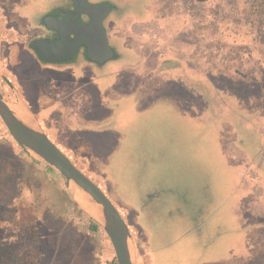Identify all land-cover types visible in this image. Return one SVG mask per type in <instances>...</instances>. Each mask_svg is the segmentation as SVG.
I'll use <instances>...</instances> for the list:
<instances>
[{
  "label": "rangeland",
  "instance_id": "374dc122",
  "mask_svg": "<svg viewBox=\"0 0 264 264\" xmlns=\"http://www.w3.org/2000/svg\"><path fill=\"white\" fill-rule=\"evenodd\" d=\"M136 1L140 2L125 5L136 8L145 2ZM150 1V13L158 14L171 0ZM67 4V0H0V71L13 88L0 78L6 97L21 104L18 98L26 96L48 137L84 171L90 168L89 175L114 203L119 202L118 209L132 237L135 264H230V259L241 264L236 263V253L248 256L246 264H264V225H257L258 220L253 219L264 218V192L251 193L253 201L249 202L246 190L259 192L261 183L264 186V169L260 170V165L264 168V74L255 75L261 84L240 83L236 91L241 95L235 97L238 99L235 105L240 106L237 110L252 114L245 121L252 125L238 133L242 147L236 142L235 133L228 136L230 123L241 112L209 110L204 114L197 110L200 107L197 99L195 106L188 108L178 98L181 91L175 85H165L146 95L138 90L139 84L146 82L153 63L159 61L155 58L173 55L188 59V51L166 50L165 43L148 45L142 36L129 33L130 24L147 18L129 17V22L123 21L126 16L118 19L125 12L122 7L120 11L124 12L114 14L116 24L112 26V34L123 47L117 60L97 64L78 56L74 62L55 65L42 60L31 40L42 36L46 24L43 19L48 13ZM239 6V14L250 10L243 0H239ZM233 15L228 13L222 21L228 24L227 30L239 33L231 41L251 44L252 39L244 35L247 26L244 22L233 25L232 22H238ZM158 29L161 34L155 38L164 40L166 29ZM144 30L136 28L138 32ZM168 42H174V37ZM112 43L119 49L118 43ZM180 46L183 48L185 44ZM7 50L8 64L2 58ZM251 51L259 50L251 47ZM259 55L256 57L260 58ZM248 64L250 73L258 72V65H252L251 61ZM95 82L97 88L103 89L101 92L89 89ZM232 82L227 77L216 83L228 94L232 92L228 87ZM125 87L127 94H118ZM107 101L111 108L122 105L130 112L123 120L124 125L110 126V118L98 120L105 113ZM134 102V109L129 110ZM93 120L98 122L95 124ZM95 125L103 126L104 132ZM0 138H8L9 145L25 155L1 121ZM59 138H63L65 146L60 145ZM49 175L75 199L62 178L55 173ZM256 196L261 197L258 202H254ZM79 205V210L67 209L76 228L68 230L73 238L64 244L57 238L59 231L39 227L37 237L42 252L39 264H67L69 255L75 257L79 253L81 235L89 231L78 224H85L90 217ZM246 207L252 209L251 216ZM239 225L250 228L239 231ZM50 234L60 242L53 249L48 243ZM100 235L106 242L104 248L97 250V240H91V252L97 264H114L110 241L103 230ZM12 240L0 207V254L7 253ZM146 244L148 248L153 245L150 257Z\"/></svg>",
  "mask_w": 264,
  "mask_h": 264
},
{
  "label": "trees",
  "instance_id": "16d2710c",
  "mask_svg": "<svg viewBox=\"0 0 264 264\" xmlns=\"http://www.w3.org/2000/svg\"><path fill=\"white\" fill-rule=\"evenodd\" d=\"M243 1L250 10L239 14L238 11L241 9L239 0H205L202 8H197L196 14L199 17L191 20V30L175 37L174 40L178 47L179 43L185 44L183 48L188 51L190 62L188 59L173 55L162 59L155 58L159 61L153 63L151 70L147 73L146 82H144L146 85L141 83L138 87V90L146 95L147 92L149 94L154 90L164 88L165 85H175L181 91L178 98L188 108L195 106L197 99L200 104L197 110H202L204 114L209 110L241 112L236 118H233L229 125L232 131H228L229 137L232 132L235 133L236 142L239 144V130L252 125L248 122L245 123L252 114L245 110H237L240 106L237 107L235 101H238L237 96L241 95L236 91H238L240 83H260L261 79L255 75H259V72L264 74V0ZM228 13L236 15L238 22H232L233 25L244 22L247 26L248 30L244 35L252 39L251 44L234 42L233 36L236 37L239 33L230 32L226 27L228 24H222V21L227 19ZM231 37L234 38L232 41ZM251 47H255L259 51H251ZM258 53H260V58L256 57ZM2 58L8 64L7 54ZM250 61L252 65H258V72L251 70L250 73L248 64ZM7 67L9 69V66ZM161 74L164 75L163 78L160 77ZM219 77L224 79L228 77L233 81L231 85L228 84L231 93L227 94L228 91H224L223 87L216 83L220 79ZM262 77L264 78V75ZM97 86L98 84L95 82L89 89L101 92L103 89L97 88ZM126 88L120 90L118 94H127ZM135 104V102L132 103L129 110H133ZM107 107L111 110H106ZM104 110V115L98 116V120L110 118L112 119V123L109 122L110 126L114 127L117 126V123L124 125L123 120L130 113L122 105L111 108L108 101ZM98 120H93V122L96 124ZM95 127L102 133L104 132L103 126L95 125ZM9 137L13 140L10 134ZM57 141L65 146L63 138H59ZM13 143L18 145L14 140ZM241 146L243 147V145ZM79 168L84 171L81 167ZM84 172L90 176L88 173L90 168ZM51 173H55L61 178L53 169L27 158L26 154L21 155L9 145L8 138H0V207L9 224V232L13 236V240L8 243L10 247H7L9 248L7 253L0 254V264H39L42 252L37 234L41 225L51 231H59L60 234L57 238L63 244L64 241L73 238V234H69L68 230L74 226L75 222L67 209L72 207L74 210H79L77 202L69 196L63 184L58 185L49 178ZM97 177L103 179L99 175ZM93 180L97 182L95 179ZM145 201L150 202L148 199ZM86 221L85 224L78 225L89 232H81L83 241L78 243L79 253L75 257L69 255L67 264H97V258L91 252L92 245L89 243L91 240H97L96 249H103L106 243L103 236L100 235L103 229L91 217H87ZM50 236L48 243L53 249L54 245L60 242L55 239L54 235L50 234ZM93 237L97 239H93ZM80 239L78 237V241ZM151 246L153 245L150 244V248H148L146 244L149 257L152 255ZM113 263L116 264L114 257Z\"/></svg>",
  "mask_w": 264,
  "mask_h": 264
},
{
  "label": "water",
  "instance_id": "95a60500",
  "mask_svg": "<svg viewBox=\"0 0 264 264\" xmlns=\"http://www.w3.org/2000/svg\"><path fill=\"white\" fill-rule=\"evenodd\" d=\"M82 1H84V6H75L74 10L68 13L74 23L75 37L73 39L68 38L65 34H60V38L52 43L42 39L31 42L32 47L42 60L57 62L60 59H72L80 43L86 46L85 56L90 60L103 62L111 57L112 51L108 46L105 29L102 25L104 10L87 4V0ZM80 12L90 15L91 20L88 24L76 21L75 17ZM46 18L49 26L55 28L58 20L55 17ZM0 78L5 79L1 71ZM18 101L29 114L28 121L12 109V105L19 103L9 100L0 85V121L10 136L28 157L56 171L70 189L74 185L82 190L92 203L99 206L100 219L96 220L90 217L106 233L117 264H135L132 237L116 204L99 184L82 171L65 151L48 137L27 104L20 98Z\"/></svg>",
  "mask_w": 264,
  "mask_h": 264
},
{
  "label": "crops",
  "instance_id": "0c3cea01",
  "mask_svg": "<svg viewBox=\"0 0 264 264\" xmlns=\"http://www.w3.org/2000/svg\"><path fill=\"white\" fill-rule=\"evenodd\" d=\"M73 1H75V0H73ZM120 1L121 2H130V1H132V2H140V1H136V0H120ZM204 2H205V0H171V1L168 2L169 6L166 5L165 9H162L160 12H158V14H156V13L152 14V13H150V11H151L150 10L151 1L150 0H145V2H141L138 7L133 8L134 12H137L136 15H134V13L131 14V15H128V17H126L123 21L128 20L129 17H132V18L135 17V19L136 18L137 19L147 18L145 21L144 20H139L137 22H134V23L130 24L129 27L131 28V30L129 31V33L134 34V35H138V36H142L145 39V41L148 43V45H155L156 46L158 44H163L164 45V43H165L167 45L166 50H170V49H172V50L184 49V48H181L180 43L178 44L179 45V47H178L175 44V42H168V41L171 39L172 36L174 37V40H175V37H178L179 35H183V34H185V33H187L188 31L191 30V24H192L191 20L193 18H198L199 17L196 14L197 13L196 11H197L198 7L202 8V5H203ZM83 4H84V1H83ZM87 4H90V3L88 2ZM144 4L145 5L148 4V6H147V8L145 10H142ZM97 6H94V7H97ZM81 14H84V13H81ZM55 19L58 20V23L55 26V28L57 27L60 30L61 34L67 35L68 38H70L69 37L70 33L73 34V37L70 38V39H73L75 37V33L73 32L74 31V28H73L74 27V23H73V21H71L70 16L67 17V20H60V19H58L56 17H55ZM102 20H103V18H102ZM127 22H129V20ZM102 25H103V23H102ZM124 26H127V24H124ZM138 27H142V29H145V30L142 31V32H138V31H136V28H138ZM158 28L166 29V33H165L166 36H165L164 40H158L159 38H157V39L155 38L156 34H161L160 30ZM104 29H105V26H104ZM105 34H106V30H105ZM152 35H154V36L152 37ZM109 37L113 41L115 39L116 42L118 43L117 38H115V35H113L112 32L109 34ZM106 39H107V34H106ZM34 40L35 39H33V41ZM107 43H108V40H107ZM80 45H83L85 47V49H86V46L83 43H80L77 46V48H76V54L74 55V57L72 59H67V60L75 61L76 58H78L77 51H78V48H79ZM119 46H120V52H122L123 47L121 46V44H119ZM151 50L153 51V50H156V49L154 47H151ZM7 53H8V50H7L6 54ZM82 56H85V53ZM82 56H80V57H82ZM85 58L88 61L90 60L86 56H85ZM63 60H65V59H63ZM92 61H94V60H92ZM48 63H52V64L54 63V65L57 64L56 62H48ZM98 63H101V62H98ZM22 100L27 104L29 109L32 110L31 107L29 106V104L27 103V101L24 98ZM32 112H33V110H32ZM57 145L59 146V144H57ZM60 145H62V144H60ZM260 166H261L260 170L264 169L262 167V165H260ZM263 183H264V179H263ZM261 187H263V188H261ZM261 187H260L261 190L259 192H256V190L252 191L251 189H246L247 190V195H249V197H247V199L248 198L250 199L249 202L253 201L252 194L256 195V194L259 193V195L260 194L263 195L264 186L262 185V183H261ZM259 198H261V197L260 196L259 197L256 196V199L254 200V202H258ZM247 199L244 198V202L248 203ZM245 210L246 211L249 210V216H251L252 209L250 207H246ZM259 217L260 216H255V218H253V219L254 220H258V223H256V222L255 223L262 227V225H264V218H261V217L259 218ZM237 227H238L239 231H243V230H246V229L250 228V227L244 226V225H239ZM232 254L230 253V256ZM236 254L238 255V260L236 261V263L246 264V261H249L248 256L245 258V257H243L241 255V253H236ZM229 263L230 264H234V263H232L231 259L229 260Z\"/></svg>",
  "mask_w": 264,
  "mask_h": 264
},
{
  "label": "flooded vegetation",
  "instance_id": "af4514ba",
  "mask_svg": "<svg viewBox=\"0 0 264 264\" xmlns=\"http://www.w3.org/2000/svg\"><path fill=\"white\" fill-rule=\"evenodd\" d=\"M91 5H94V6H97L98 8H100L102 11L104 10V17H103V20H102V23L103 25L105 26V30H106V34H107V40H108V46L109 48L111 49L112 51V55L109 59H107L106 61L104 62H110V61H115L119 58V55L122 54L120 52V46H119V49L117 48L116 45H114V43H112V39L109 37V34L112 32L113 28L112 27L113 25L116 24V22L114 21V14L115 13H123L124 11V14L119 17L118 19H123L125 18V16L127 17L128 15H131L134 13V15L137 14V12H134L133 8L132 7H129V6H126L125 5V2H121L120 0H87ZM68 2V6L67 7H63V8H60L58 9L56 12H53V13H48V16L47 17H56L60 20H67V17H68V13L73 11V9L75 8V6H78V7H81L83 6V1L82 0H78V1H73V0H67ZM120 7H122L124 9L123 12L120 11ZM76 20L82 24H88L91 20V17L89 14H77L76 15ZM47 18H44V22L46 24H44V28L45 30L43 31V34L41 37L39 38H36L35 40H38V39H42V40H48L50 43L56 41L57 39L60 38V30L58 28H53L51 26H49V23L46 21ZM113 20V21H112ZM110 21L111 22V25H110ZM117 28V27H116ZM69 37H73V34H69ZM33 41V39L31 40V42ZM113 42H116V40L114 39ZM117 43V42H116ZM78 56H82L84 53H85V47L83 45H80L79 48H78ZM91 61V60H89ZM70 62H74L73 60H63V59H60L58 60L56 63L59 64V63H70ZM95 62V61H94ZM104 62L102 63H97V64H104ZM52 64V63H51ZM54 64V63H53ZM5 79L2 78V80H4L5 82H7V84L11 87V90H13L12 88V84L10 85L9 83V80L6 78V76L4 75ZM23 96V94H22ZM23 98L25 99L26 96ZM26 100V99H25ZM27 103L29 104V106L31 107V109L33 110V107L32 105L30 104V102L28 100H26Z\"/></svg>",
  "mask_w": 264,
  "mask_h": 264
},
{
  "label": "bare ground",
  "instance_id": "6f19581e",
  "mask_svg": "<svg viewBox=\"0 0 264 264\" xmlns=\"http://www.w3.org/2000/svg\"><path fill=\"white\" fill-rule=\"evenodd\" d=\"M11 107L22 118H24L27 121L29 120V114L27 113L26 109L21 106V104H14ZM70 191L73 197L75 198L76 202L79 203L89 213L88 214L82 208L89 216L95 218L96 220L100 219V209L97 204L92 203L89 197L82 190L78 189L74 185L71 186Z\"/></svg>",
  "mask_w": 264,
  "mask_h": 264
}]
</instances>
